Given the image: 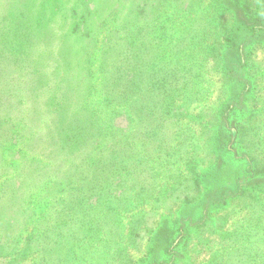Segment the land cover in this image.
<instances>
[{"label": "rangeland", "instance_id": "374dc122", "mask_svg": "<svg viewBox=\"0 0 264 264\" xmlns=\"http://www.w3.org/2000/svg\"><path fill=\"white\" fill-rule=\"evenodd\" d=\"M115 1L13 0L12 3L11 0H0V36L3 20L13 21L10 16L19 9L17 5L22 4L25 12L36 9L39 14L43 13L37 22L35 17H26L32 19L35 29L42 21L48 23V28L58 29L59 35L68 32L62 35L66 36L63 41L71 55L79 50L78 36L82 35V25L87 33L95 36L97 47L108 33L117 30L129 46L151 44L154 75H161L164 67L161 65L173 66L174 77H161L162 87H171L166 92V102L159 107V117L164 122H171L174 140L164 149L165 159H152L155 178L150 187H142L138 193V190L129 191L132 204L120 210L124 213L122 226L115 222L110 227L111 223L104 221L116 218L110 207L116 208L115 197L119 199L126 191L131 179L130 166L139 156L143 163V149V152L129 153L127 166L120 168L115 184L109 188L116 190L109 198L110 204L104 197L107 192H100L83 202L84 208L80 213L78 211L74 231L62 233L56 230L47 238H41L47 231L42 227L46 214L59 201L57 198L39 196L32 200L29 194L32 204H27L26 209L17 208L8 213V209L0 207V218L14 221L10 226L3 225V233L0 232V264H52L51 259L45 260L50 246L58 252V262L53 264H150L152 237L154 240L166 231L165 237H168L169 232L178 227L182 207L204 199L200 204H204L205 213L223 208L213 214L210 228L193 232L189 239L185 254L193 255L198 264L212 260L214 254L221 252L235 237L254 241L253 237L257 236L264 243V41L256 43L246 61L245 75L251 87L247 103V96L240 100L243 87L227 74L224 65L235 26L239 21L249 19L252 22L259 16L261 0H142L135 13L119 17L125 21L129 18L122 30L116 22ZM129 1L122 0L123 6ZM8 4L9 11L6 9ZM44 6L46 13L41 10ZM5 12L7 16L9 12V17H1ZM52 17H58L60 21H52ZM8 27L11 33L16 32L14 27ZM235 100L245 105L244 112L233 110ZM127 121L122 116L117 120V126L126 127ZM233 128L235 130L231 131ZM18 150L11 144L7 148L8 157L15 161ZM228 161H235L236 165L250 162L255 167L247 166L242 176L239 175L241 180L225 177L216 182L214 175L205 178L219 163ZM13 163L16 161H8L10 167ZM84 163L89 164L88 161ZM82 177L78 173L60 185L73 186ZM10 178L11 174L0 178V201ZM203 206L199 208L200 216H193L194 219L202 217ZM91 215L92 220L84 224L86 217ZM121 218L118 216L117 221ZM114 231L119 234L115 241L112 238ZM181 236L184 234L176 237ZM260 245L258 251L264 249V244ZM263 259L262 254L257 260Z\"/></svg>", "mask_w": 264, "mask_h": 264}, {"label": "trees", "instance_id": "16d2710c", "mask_svg": "<svg viewBox=\"0 0 264 264\" xmlns=\"http://www.w3.org/2000/svg\"><path fill=\"white\" fill-rule=\"evenodd\" d=\"M141 2L130 0L123 6L122 0L115 1L116 22L120 30L129 18L125 21L119 17L135 13ZM17 7L19 9L10 16L13 21L3 20L0 36V178L12 175L0 207L8 209V213L17 208L26 209L27 204H32L29 194L32 200L39 196L57 198L55 209L50 208L46 214L42 227L47 231L41 238H47L56 230L62 233L74 231L78 211L80 213L84 208L83 202L100 192H107L104 197L110 204L109 198L116 190L109 188L115 184L120 168L127 166L129 153L145 150L143 163L139 156L130 166L131 179L126 191L123 196L119 195V199L115 197L117 207H110L116 218L104 221L111 223L110 227L115 222L122 226L124 213L120 210L132 204L129 191L138 190V193L142 187H150L155 178L152 159H165L164 149L174 140L171 122H164L159 117V107L166 102L165 95L171 87H162V78L174 77L173 66L161 65L164 66L161 75L155 76L151 65L154 58L151 44L129 46L117 30L108 33L97 47L95 36L86 32L85 25L81 26L82 35L78 36L79 50L71 55L63 41L66 36L62 35L68 32H59V35L56 33L58 29L48 28V23L42 21L35 29L32 19L26 17H35L37 22L43 13L39 14L36 9L25 12L22 4ZM6 9L9 11V4ZM41 10L46 13V6ZM259 11V16L252 22L244 19L235 26L234 38L230 36L224 57L225 70L243 87L239 95L240 100L247 96L246 103L251 93L245 75L246 61L256 43L264 41V0H261ZM1 17H9V12L8 16L5 12ZM52 18V21L60 19ZM9 25L16 29L14 34ZM232 104L236 107L234 111L244 112L245 105L237 100ZM122 116L128 120L126 127L117 126V120ZM231 135L235 136L234 133ZM11 144L19 150L16 163L10 167L8 161L15 162L7 155ZM87 161L89 164L86 165L84 162ZM250 165V168L255 167L250 162L237 165L235 161L219 163L205 178L214 175L216 182L225 177L241 180L239 175L242 176ZM78 173L83 176L78 184L60 185ZM200 201L182 207L178 227L170 231L168 237H165L168 231L163 236L157 235L154 240L152 237L150 264H198L193 255L185 254L189 239L193 232L210 228L213 214L223 208L205 213L204 204H200L203 201ZM201 206L202 217L194 219L200 216ZM118 216L122 217L119 221ZM91 220L92 215L83 221L86 224ZM13 223L0 218V232L3 233V225ZM182 233L184 236L177 239L176 236ZM112 235L114 241L119 237L115 231ZM253 240L235 237L206 264H264V259L257 260L262 254L264 256V249L258 251L260 244L264 243L257 236ZM46 254L45 260L51 259L52 264L58 262L54 246H50Z\"/></svg>", "mask_w": 264, "mask_h": 264}]
</instances>
